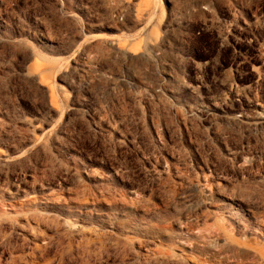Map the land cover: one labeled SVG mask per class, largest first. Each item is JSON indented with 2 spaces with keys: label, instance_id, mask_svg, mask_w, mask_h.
Returning a JSON list of instances; mask_svg holds the SVG:
<instances>
[{
  "label": "rangeland",
  "instance_id": "1",
  "mask_svg": "<svg viewBox=\"0 0 264 264\" xmlns=\"http://www.w3.org/2000/svg\"><path fill=\"white\" fill-rule=\"evenodd\" d=\"M264 0H0V264H264Z\"/></svg>",
  "mask_w": 264,
  "mask_h": 264
},
{
  "label": "bare ground",
  "instance_id": "2",
  "mask_svg": "<svg viewBox=\"0 0 264 264\" xmlns=\"http://www.w3.org/2000/svg\"><path fill=\"white\" fill-rule=\"evenodd\" d=\"M144 1H146V3H148L149 4V2H150V0H144ZM264 118V115H262V119Z\"/></svg>",
  "mask_w": 264,
  "mask_h": 264
}]
</instances>
